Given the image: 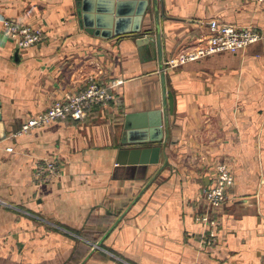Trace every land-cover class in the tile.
Masks as SVG:
<instances>
[{
  "label": "crops",
  "instance_id": "0c3cea01",
  "mask_svg": "<svg viewBox=\"0 0 264 264\" xmlns=\"http://www.w3.org/2000/svg\"><path fill=\"white\" fill-rule=\"evenodd\" d=\"M154 10L151 0L141 30L160 34L164 61L205 37L212 19L264 36V0H158ZM0 17L44 32L18 50L0 21V264H264V38L164 70L173 100L162 140L139 143L164 106L141 34L87 31L76 0H0ZM90 78L118 80L117 101L18 134ZM153 146L157 163L121 165ZM46 158L58 173L36 178ZM220 163L235 183L212 208L204 191Z\"/></svg>",
  "mask_w": 264,
  "mask_h": 264
},
{
  "label": "built area",
  "instance_id": "2783aa9c",
  "mask_svg": "<svg viewBox=\"0 0 264 264\" xmlns=\"http://www.w3.org/2000/svg\"><path fill=\"white\" fill-rule=\"evenodd\" d=\"M0 21L5 33L15 41L18 50L34 46L44 37L42 28L4 17H0ZM208 24L209 30L205 37L187 43L177 53L163 60V70L174 69L217 53L236 52L264 38L259 29L254 26L240 27L216 19L210 20ZM119 83L118 80L105 83L95 78L88 79L81 90L66 94L63 99L55 100L44 110L27 119L18 134L29 133L34 128L49 126L57 120H82L95 106H107L111 102H116V89ZM57 173V162L48 158L42 160L34 169L36 178L52 177ZM234 183L235 177L230 165L228 163L218 164L212 184L204 191L206 203L212 208H218L226 201L228 191ZM200 218L204 223L215 224V221L210 220L208 215Z\"/></svg>",
  "mask_w": 264,
  "mask_h": 264
},
{
  "label": "water",
  "instance_id": "95a60500",
  "mask_svg": "<svg viewBox=\"0 0 264 264\" xmlns=\"http://www.w3.org/2000/svg\"><path fill=\"white\" fill-rule=\"evenodd\" d=\"M151 0H76L77 15L79 22L85 26L86 30L104 38H111L120 34H141L137 38L140 55L148 47L153 55L157 57L158 65L161 68L163 109L151 112L152 122L151 134H146L145 130H140L139 143H157L162 140L163 126L167 125V96L172 108V94L166 90L164 82L163 50L160 42V34H147L142 32V20L150 6ZM154 11H158V0H152ZM140 116L144 117L145 114ZM137 116V117H140ZM131 115H127L128 126H132ZM2 113L0 112V122ZM143 134V135H142ZM130 157L123 164L149 165L158 162L160 146L133 149Z\"/></svg>",
  "mask_w": 264,
  "mask_h": 264
},
{
  "label": "rangeland",
  "instance_id": "374dc122",
  "mask_svg": "<svg viewBox=\"0 0 264 264\" xmlns=\"http://www.w3.org/2000/svg\"><path fill=\"white\" fill-rule=\"evenodd\" d=\"M8 150H11V148L10 149L8 148Z\"/></svg>",
  "mask_w": 264,
  "mask_h": 264
}]
</instances>
